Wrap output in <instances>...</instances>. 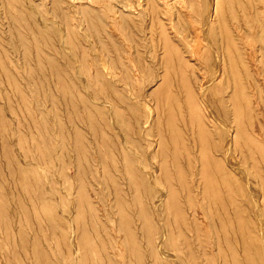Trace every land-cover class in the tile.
<instances>
[{
  "label": "rangeland",
  "instance_id": "obj_1",
  "mask_svg": "<svg viewBox=\"0 0 264 264\" xmlns=\"http://www.w3.org/2000/svg\"><path fill=\"white\" fill-rule=\"evenodd\" d=\"M93 1L0 0V264H264V222L260 228L254 203L250 199L242 206L239 195L240 186L247 192V177L259 196L264 191V142L259 148L257 136L245 131L253 130L248 115L234 118L229 97L239 91V81L231 67L202 93L221 113L215 124L206 120L194 90V97H187L177 68L160 66L137 81L140 76L127 72L123 60H118L120 73L117 67L108 70L96 45L102 41L124 50V40L142 59L150 61L145 52L154 51L159 66L161 22L200 27L205 36L197 42L190 37L181 47L204 52L208 37L220 43L224 24L249 25L250 4L258 0H218L224 24L204 23L214 0H186L191 17L178 1L168 6L139 0V15L124 8L130 23L119 21L120 37L95 31L92 18L100 14L107 22L117 6L138 1ZM238 3L249 17L240 15ZM145 23H155L148 43ZM251 36L256 49H264V38ZM239 42V48L247 46ZM112 78L120 80V90L107 83ZM244 88L249 102L248 79ZM117 93L134 97L135 106L121 104ZM79 94L97 103L106 99L102 108L118 125L117 134L127 131L138 141L146 130L156 142L153 151L163 158L143 164L140 155L152 149L142 145L135 147L137 160L124 162L116 154L115 136L95 112L85 118L99 130L83 123ZM109 96L118 105L108 103ZM242 97L239 91L240 113ZM84 146L90 150L88 162L78 158ZM95 150L102 152L103 163L92 161ZM186 152L187 159H180ZM148 171L163 174V180L142 185L141 174Z\"/></svg>",
  "mask_w": 264,
  "mask_h": 264
},
{
  "label": "bare ground",
  "instance_id": "obj_2",
  "mask_svg": "<svg viewBox=\"0 0 264 264\" xmlns=\"http://www.w3.org/2000/svg\"><path fill=\"white\" fill-rule=\"evenodd\" d=\"M71 1H73L75 4H81V2L85 1V0H71ZM87 1H89L90 4H91V2H94L93 0H87ZM137 1L138 2L135 1V3L132 1H129L126 4L122 3L120 6H117V11H116V13H114L115 15L112 17L110 16L111 18L109 17V19H107V22H104L103 18L100 16V14L93 16V18H92L93 29L95 31H100L102 33H106L109 37H115V36L120 37L119 21L123 19L127 23H130L129 21H127L128 16L124 14V12H125L124 8L131 9L132 10L131 12H137L138 13L140 7H142L143 4H142V1L141 2L139 0H137ZM158 1L161 2L160 4H162V5L164 4V5H168V6H170L172 3L176 4V1H178L181 3V4H179V6L183 10L182 11L183 14H185L186 17H191L189 11H187V7H186L187 1L186 0H158ZM214 1H215L214 2L215 5L212 7L213 9H212L211 13H209L207 15V18L204 22L205 24L210 23L214 19L217 21L218 24H220L222 22L221 15L219 14V9H218V0H214ZM235 1L237 2L239 0H235ZM53 4L54 5L56 4L55 0H53ZM100 4H102V2ZM92 5H94V4H92ZM238 7H239L238 12L240 13V15L243 16V18H247L249 16L252 18V22H250L251 24L249 23V25H247V26H243L242 24H238V22L236 21V18H237L236 15L235 16L233 15L234 16L233 20H235L236 24H237L235 26V28H229L228 27L229 25L226 26L222 22L224 24V28L222 29L221 25H220L221 33H222L221 34L222 38L220 40V43H219V41H214V40L210 39V37H208L207 42H208L209 49H207L204 52H200V49H196V48L191 49L190 47H188V49H183L181 47V44L187 45V40L190 37L193 38L195 42H197L198 38L205 36L200 27H194L192 22H188L189 23L188 27H184V28L181 27L180 28V27L175 26V24H173L172 19H170L169 20V27L167 26L168 27L167 28L161 22L160 23V25H161L160 40L163 43L164 49L162 48L163 49V61L161 63L159 62V66H158V62H157V56H156V53L154 51H152V52L146 51L145 52L146 58L148 56L151 59L150 61L146 60L145 57L142 59V53L139 52L138 50H136V47H134V50H133V48L130 45H128L124 40H123V43L121 44L122 48H124V50L119 48V49H116V51H114L111 48H108L105 45H103L102 41L97 42L96 45L98 48H101L102 54H104V56H105L104 58L102 57V59H103V62H105L108 70H110L111 67H117L116 70L118 73H120L122 71V69L118 65V60L119 59L123 60V62L127 66V67H124V68H127V72L130 70L136 76L137 75L140 76V78L138 77L139 79L137 81L144 79L142 72H144V74H147V75H152L155 72L154 70L159 69L160 66H162V67L165 66L166 68H169V66H173L174 68H177L176 72H178L177 73L178 78L188 88L187 97H189V99H190V97H194V94L196 92V94H198V96H199V98L203 104V111H204V114L206 115V120H209L210 122L213 121V123H215V124L219 123L220 118H221L219 114H221V113H219L220 111H217L216 109H214V106L211 103L210 99L204 97L202 93L207 88V86L211 82L214 81V79L219 78L220 75H222V73L225 72V70L228 66L231 67V69L233 71V75L236 77V80L238 78L239 91H241L242 96H243L242 98L244 100L243 101L244 102L243 110H241L242 113H240V105L235 104V102L237 103L239 91H237V93L235 91L229 97L231 100V103H232L231 110L233 112L234 118H238L239 115H241V114H243L244 116L248 115V117H247L249 119V125L248 126L249 127L253 126V128H252L253 130H246L245 129V131L249 132L250 137L253 135H254V137L257 136L258 141L255 142V145L259 146V148H261L262 147L261 143L264 142V49H262V48L256 49V47L253 45L251 34L259 35V36L264 38V0H258V1H254V2L252 1L251 2L250 9H249V16H248L247 8L244 6V4L241 3L238 5ZM102 8H106L105 10L107 11V13H108V10H110V8L108 6L100 7V9H102ZM32 9H34V8H32ZM84 10H86V9L84 8ZM122 12H123V14H122ZM167 13L169 14V8H168ZM139 14L140 13H138V15ZM162 15H163V13H162ZM159 19H160V17H159ZM104 23L106 24L105 29H104ZM154 24L152 23L151 27L146 23H145V25H143L142 32L145 34L144 40H146L147 43H148L149 30L150 29L154 30ZM247 27H249L250 30H252V31H249ZM134 30H136V29H134ZM231 33L236 34V36H234L235 37L234 40L231 37ZM30 37L31 36H29V38ZM32 39H34V38H32ZM108 39H110V38H108ZM237 41H240L239 42L240 44L241 43L247 44V46L244 48L243 47L239 48L236 45ZM135 44H137L136 41H135ZM234 53H235V56H234ZM125 72H126V70H125ZM116 78H118V77H116ZM123 79H125L124 80V83H125L124 86L127 87L128 86V82L126 81L127 76L126 75L123 76ZM247 79L250 83V88L252 91L251 94L249 95L250 99H251V101H249V102H248V98L246 96L245 88H244V83H245V80H247ZM118 81H120V80L112 78L111 80L107 81V83L109 85L115 86L117 89H119V85L117 83ZM165 81L166 80H164L163 82H165ZM141 92H139V93H141ZM117 97H118L119 101L121 102V104H125L129 108H133L135 106V103L133 102L134 97L131 96V97L127 98L125 96H118V93H117ZM79 98H80L79 99L80 101L78 100L79 101V107L82 110V117L84 118L83 123L87 124V127L89 128V130H99L95 127V125L89 124V122H87L86 118H85L86 115L89 117L90 111L95 112V114L98 115L100 117V119H102V121H103V129L109 130V132H111L115 136V140H114L113 144H114V148L117 149L116 154L118 156L122 157L124 162L137 160L135 158V154L137 153V150L135 149V147H139L140 149H142V145L143 146L145 145L146 147L152 149V146H156L155 145L156 142L151 137L148 136V132L146 130H145V133L140 132V137H138V141H135V139L132 138V136L127 133V131L126 132L120 131V134H117V131L119 130L118 125H116V123L114 121H110L107 119L106 113H105L104 109L102 108L103 101L106 102V99L100 98L101 100L99 99L98 103H97L95 101H90V100L84 98V96L82 94H79ZM116 101L112 98V96L108 97V103L112 102L113 106L118 105V103H119L118 101H117L118 103L114 104V102H116ZM149 121H150V119H149ZM202 131L204 132V130H202ZM230 134L232 136V138L230 137L231 138L230 140H232L234 137V134L231 131H230ZM157 142H158V140H157ZM194 144L196 145V142ZM89 153H90V150L86 146H84V148H82L78 152L79 161L84 160V161L88 162L89 158H90ZM187 155H188V152H186L185 154L184 153L181 154L180 159H184V160H185V158L187 159ZM160 157L163 158V155H162L160 150L158 151V149H156L155 151H153V149H152V151L149 150V153L146 155V157L145 156L142 157V155H140V159H141V162L143 164H148L149 162L152 161V159H158ZM177 158H178V156H175V159H177ZM92 161H94V163H96V164L103 163L102 152L97 151V150L93 151V160ZM226 163H228V162H226ZM227 166H229V164H227ZM231 167H232V165H231ZM237 170H239V169L237 168ZM244 171L245 170H243L242 172L245 173ZM119 172L122 173L123 171L120 169ZM68 175H72V174L68 173ZM241 175H242V173H241ZM260 175H262V174H260ZM163 178H164L163 174H160L158 176L157 174L153 173L152 171L151 172L148 171L147 174H141V183H142V185H144V183L146 184L149 181H151L154 185L157 182L159 183V180L162 181ZM237 178H238V176H237ZM244 179H246V178H244ZM246 180H247L246 185L248 186L247 192L245 189H243L242 186H240V189H239V195L241 197V200H240L241 205L244 206L243 203H248V201H250V199L252 200V202L254 203V207H256V209H257L258 218L257 217L256 218H257V220L259 219L257 221V223L259 222L258 225L261 228L263 225L262 223L264 222V191L262 192L261 196H259L258 193L256 192L255 186L252 184V181L249 180L248 177ZM239 185H241V183ZM192 206H193V204H192ZM242 208L244 211L247 209L245 207H242ZM198 213L201 215L202 212L198 211ZM203 219H204V217H203ZM147 223H148V221H147ZM254 223H255V221H254ZM244 229H245L244 225L241 224L239 227V231L244 232ZM260 230H262V229H260ZM236 237H237V235H236ZM260 237H262V235H260ZM246 242H247V240H246ZM263 243H264V241H263ZM261 259H262V256H261ZM74 261H75V259H74Z\"/></svg>",
  "mask_w": 264,
  "mask_h": 264
}]
</instances>
